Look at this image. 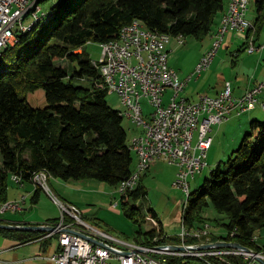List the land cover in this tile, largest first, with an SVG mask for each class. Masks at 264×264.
I'll return each mask as SVG.
<instances>
[{"label":"trees","instance_id":"trees-1","mask_svg":"<svg viewBox=\"0 0 264 264\" xmlns=\"http://www.w3.org/2000/svg\"><path fill=\"white\" fill-rule=\"evenodd\" d=\"M46 3L50 4L44 11ZM37 8L42 9L38 18L32 19L29 29L16 32V43L0 56V206L9 200L12 176L27 185L39 171L63 182L96 180L116 187L124 181L126 185L136 161L127 147L123 116L109 105L100 71L85 47L116 40L119 31L133 21L172 39L204 41L224 11L225 0H38ZM254 11L257 35L264 25V0H255ZM62 60L68 67L57 66ZM85 80L87 86L75 84ZM38 90L44 92V108L28 103L27 96ZM142 179L120 198L123 214L137 224L141 214L136 203L147 194ZM190 195L181 215L186 229L205 224L208 218L203 212L212 208L227 221L216 220L226 235L212 234L210 242H238L264 253L254 240L256 231L264 228V121H252L238 148ZM39 197L37 190L30 203L37 204ZM138 226L135 241L140 245L180 243L177 235L160 239L162 227L159 240L153 242L155 234ZM44 235L0 230L2 238L16 242L13 247L38 243L43 255L51 247V253L56 252V237L41 239ZM185 242L199 241L189 237ZM168 260L169 264H188L193 259ZM209 260L213 264L249 262L241 255Z\"/></svg>","mask_w":264,"mask_h":264},{"label":"built area","instance_id":"built-area-1","mask_svg":"<svg viewBox=\"0 0 264 264\" xmlns=\"http://www.w3.org/2000/svg\"><path fill=\"white\" fill-rule=\"evenodd\" d=\"M30 1L0 0V54L7 46H13L15 32L25 25L27 18H22V11ZM250 2L251 0H233L229 16L222 22L219 32L212 37L210 48L199 59L194 73L184 80L179 79L178 74L171 68H163V61H168L169 43L166 35L156 31L146 33L140 22L138 30L119 31L118 37L123 38V46H110L109 42L100 44L101 56L96 66L102 76L103 85L109 94L118 96L123 109L120 114H126L132 125L141 130L128 142V149H134L137 158V174L132 185H124V181L118 185L120 194L125 195L136 189L135 179H139L142 170L149 169L151 161H163L175 166L177 171L173 187L184 192L187 182L202 171L203 165H207L205 158L211 147L209 135L213 126L229 121L232 114L240 116L257 104L264 109V103H259V97L264 91V81L249 90L255 91V99H248V91L235 97L230 83H226L218 95H202L196 102L183 96L188 82L209 69L228 33L234 32L236 36L245 39L249 54L264 52V41L256 46L252 43V36L249 37L255 29L253 21L246 19ZM41 10L30 19L35 18ZM181 43L184 41L181 40ZM167 94L169 96L165 102ZM143 99L150 104V112L144 110ZM41 173L47 172L35 173L33 178H38V185L32 187L49 193L48 187L41 182ZM10 179L24 189L25 185L19 177L12 176ZM26 197V194L20 195L13 201L3 203L0 206V215L8 211L23 210ZM53 202L60 211H65L72 218L70 222L63 224L62 217L55 226V231L45 233L43 237L46 239L56 236L58 250L48 257L54 264H169L168 259L175 257L193 259L188 264H213L209 258L218 257L223 260L227 255H241L249 260L248 264H259L251 256L242 255L235 250L163 252L144 246L128 249L123 245L112 244V237H101L97 227L83 221L75 206L63 204L56 199ZM75 231L108 247L94 245L78 236ZM178 237L180 243L167 244L188 245L185 242L190 237L188 234L181 231ZM207 237L209 235L204 232L194 239ZM182 264L187 263L183 261Z\"/></svg>","mask_w":264,"mask_h":264},{"label":"rangeland","instance_id":"rangeland-1","mask_svg":"<svg viewBox=\"0 0 264 264\" xmlns=\"http://www.w3.org/2000/svg\"><path fill=\"white\" fill-rule=\"evenodd\" d=\"M254 2L255 0H251V2L249 3L246 14L248 16H246V18L252 19V15L254 11ZM49 4L50 3H46L45 5H43L44 11L48 10ZM25 18H27L24 22L25 25L22 26L24 29H27L32 23V20L30 19L32 17L28 15ZM209 36L204 41H196L193 38H187V39L181 38L180 40L184 41V43L181 44L178 43L179 41L176 38L175 39L171 38L168 46L170 45L173 50L169 53L167 46L168 61H169L168 64L169 67L178 74L180 79L182 80L187 79L189 76H191L194 73L196 63L202 56L203 52L205 51V48L208 47ZM16 41L17 40H15L14 44L16 43ZM241 45L242 42L237 41L236 45H234L230 49V51H228V53L223 52L224 49L220 50V53L216 57L212 70H214V67H217L219 60H226L227 62L229 61V64L231 62H234V59L236 57L234 55H236L237 54L236 52L240 50ZM6 48L2 50V53ZM85 52L90 57L93 65L97 67L96 63L98 62L101 56L100 45L94 43L89 44L85 47ZM78 53L81 52L78 51ZM242 57L243 58L246 57V54L243 55ZM241 61L242 60H240L239 65L233 69L231 68V66H228L229 68H225L224 67L225 65H222L221 71L224 72L227 78L230 77L231 74L232 76H234L237 73H240L239 72L240 66L242 67ZM57 66L68 67V62L66 60L58 61ZM207 71H209V69ZM206 72H203L198 78L194 76L192 80L188 82L185 90L183 91V94L185 95L187 94L192 100V102H196L199 99V97L202 95L210 94L212 90L210 88L215 86L216 84L215 76L217 74L212 75V77L209 78L208 81H206L205 79L207 75ZM75 84L80 86H87L88 81L85 80V81L75 82ZM261 96L259 97L260 100L259 103H264L263 101L264 92L262 93ZM27 100L28 103L34 108L46 107V101L44 98L43 90H38L35 93L28 95ZM107 101L112 108L120 111V113L122 112L123 109L120 105L117 95L108 93ZM142 106L146 112L151 111V106L146 99L142 100ZM242 115L236 116L239 118H233L235 115L232 114L231 116H229V120H231L229 124H227L228 122L227 121L225 122L226 124L222 123L213 126L212 130L214 132H212L211 136L213 134H215L216 136L218 134V136L216 138L214 135L212 136V138L214 139L211 144L212 147L207 153V156L205 158L207 164L206 168L203 169L204 171H201L199 172V174H196V176L193 179L188 181L189 188L187 193L181 192L180 190L173 187V180L175 179V178L173 179V176L176 175L175 173L177 171V168L163 161L162 163L161 161H158L160 162V164H158L156 167L150 170L147 169L140 175V178L143 177L142 182L143 185L146 187L147 194L144 197H141L140 200L136 203L140 207V214H141L140 220H138L139 222L138 224L132 219H128L123 214L120 206V198L122 194L118 192L119 186L111 187L106 183L99 182L96 180H80V181L72 180L69 182H63L61 180H58L60 181L61 185L56 187L55 186L56 182L54 181L53 178L50 177L47 180L49 193H47L43 189H34L32 187V189H34V192L37 190L40 191V199L37 204L33 205L30 203V197L34 194L32 190L31 195L26 197V203L25 205L23 204L22 206L23 210L17 212L8 211L4 214H1L0 220L8 221V222H18V221L34 222V223H43L39 225L56 226L57 224L60 223L59 221L63 217V221H62L63 224L64 222H70L72 219L70 215L67 214L65 211L64 212L60 211L58 206L53 202V200L56 199L62 202L63 204L73 206L71 204L62 201L60 197L63 195V197L66 198L68 202H72L77 206L76 208L80 211L81 217L85 223L97 227L98 229L116 237L117 239H120L122 241H127L130 242L131 244H136L141 247L144 246V247L157 248L156 246L163 247L174 244L162 243L160 245L152 244L150 246L138 244L135 241L136 239L135 237H137L136 234L139 231L138 225H141L142 231L152 232L153 234H155L153 238V242H157L159 240L160 232L162 233L161 227L164 228V230L166 231L167 234H169V236H173V235L178 236V234L181 231H184V233L188 234V236H190L191 238L199 237L194 234L196 232H198V235L204 232L209 236H212V234L215 236H219L220 234L226 235V231L220 227H217L215 224L216 220H219L221 222H226L227 220L225 216L218 214L212 208H208L203 212V217L208 218L205 224L203 225L200 224L199 225L200 227H196L192 229H186L184 227V225L181 223V217H182L181 215L184 214L188 206L189 199L191 196L190 194L197 191V189L202 185L204 180L209 177L210 172L214 170L215 167L220 162L226 161L228 159V157L231 154V151H229V149L227 148L234 147V149L231 150H235L236 148H238L243 136L246 133H248L249 125L252 121L254 120L261 122L264 121V109H262L260 104L255 105L250 111L245 112ZM122 118H123V126L127 132L128 142H129V140L132 137L136 136V134L140 133L141 130L138 129V127L136 128L134 125H132V123L128 120V118L126 117H122ZM227 125H229L228 127L229 130L221 132L222 129ZM230 125L234 127L230 128ZM222 137H223L222 139L223 142H221ZM227 143L228 145L225 146V144ZM127 147H128V143H127ZM224 147L225 150H227L226 151L227 153L223 155L222 148L224 149ZM132 154L135 157V161H136L135 169H136L137 159L135 154L134 153ZM215 158H219L220 162L215 163L213 165L212 162ZM144 174L145 176H143ZM30 185L32 186L33 184ZM22 191H23L22 188H19L14 182H12L11 179H9L10 198H14V194L16 193H18L16 196L20 197ZM56 191L58 192L59 196L57 195ZM22 195L25 194L22 193ZM13 200L14 199L8 201H13ZM185 202H187L186 207L184 206ZM149 209L154 210L155 215H153L151 211L149 212ZM148 216H151V218L154 220L155 223L152 222V219L150 218L148 219L147 218ZM54 219H58V221H53ZM24 225H32V224L24 223ZM75 232H79V231H75ZM164 233L161 238H165V235H167L166 233L164 235ZM255 236L258 240V244L264 247V228L257 230ZM43 237L41 239H43ZM55 237L56 236L53 235L50 238H55ZM198 241L199 242H197L194 245L214 243V242H210L208 237L207 239L203 238ZM219 241H224V240H219ZM226 242H230V241H226ZM12 244L15 245L16 242L3 239L0 236V252L7 250L6 248H8V246H11ZM52 246L54 247V245ZM185 246H192V245H185ZM39 247L40 245L38 243L28 244V245L20 246L15 250L6 251V253L9 256L12 254V257L19 258L21 260H26V261H22L21 264H49L45 261L51 262L48 260V257L51 254H53L51 253L52 247L46 253H44L45 255H43L40 252ZM230 250L233 249L222 248V249L194 251V252H209V251L226 252ZM260 254L262 256L264 255V253H260ZM34 259H39L44 261H38ZM51 264L54 263L51 262Z\"/></svg>","mask_w":264,"mask_h":264},{"label":"crops","instance_id":"crops-1","mask_svg":"<svg viewBox=\"0 0 264 264\" xmlns=\"http://www.w3.org/2000/svg\"><path fill=\"white\" fill-rule=\"evenodd\" d=\"M229 2H230V0H225V8H224V11L221 12V13L217 16V18H216V20H215V26L213 27V31H212V33H214V32L217 30V28L219 27V25H220V23H221V20H222V17H223V15L225 14V12H226V10H227V7H228ZM246 16H248V15H246ZM246 19L251 20V21L254 22V20H255V11H253L252 19H250V18H246ZM254 32H255V31H253V34L249 35V37L252 36V42H253L256 46H258V45H260V44L264 41V25H263V28H262V30H261V32H260L259 34L256 35V32H255V33H254ZM212 33H211V35H212ZM210 37H211V36H209V38H208V41H209V43H208V47L205 48V51L203 52L202 55H204L205 52L210 48V45H211V38H210ZM237 41L242 42V45H241V47H240V50H239L238 52H236V53H237L236 55H239L238 59L236 60V63L233 64V62H231V63L229 64V61L227 62L226 60H219V61H218V65H217V67H214V70H212L213 65H214V62H215V60H216V57H217L218 54L220 53V50L224 49L223 52L228 53V51H230V49H231L234 45H236ZM246 42H247V41H245V39H242V38L236 36V34H235L234 32H230V33H228V34L225 36L224 41H223V43H222V46H221L220 50L218 51L216 57L214 58L212 64H211L210 67H209V71L206 72V73H207L206 78H205L206 81H208L209 78L212 77V75L217 74V75L215 76L216 84H215V86H213V87L210 88V89H212V90H211L210 94H207V95L212 96V97L218 95V94L222 91L224 85H225L226 83H230V86H231V89H232L233 95H234L235 97H238V96H241V95H242L243 93H245L246 91H249V90H251L252 88H254L255 86H257L260 82L264 81V52H263V51H259V52H255V53H253V54H249V53L246 51V47H247V43H246ZM172 50H173L172 47L169 45V46H168V52L170 53ZM243 53H244V54H243ZM245 54H246V57L243 58L242 56L245 55ZM236 55H234V56H236ZM200 58H201V57H200ZM243 59H244V61H243ZM240 60H242V61H241V62H242V67L240 66V70H239L240 73H237V74L234 75V76H232V74H231L230 77L227 78V77L225 76L224 72L221 71V67H222V65H225V66H224L225 68H229L228 66H231V68L233 69V68H236V67L239 65ZM198 61H199V60H198ZM245 61H246V62H245ZM168 63H169V61H168ZM197 63H198V62H197ZM197 63H196V64H197ZM171 67H172V66H171ZM241 68H242V70H241ZM232 69H231V70H232ZM246 71H247V72H246ZM178 77H179V76H178ZM179 79H180V78H179ZM181 80H182V79H181ZM198 80H199V79H198ZM263 92H264V91H263ZM263 92H262V93H263ZM167 93H169V92H167ZM261 95H262V94H261ZM261 95H260V96H261ZM168 96H169V95L167 94L166 97H165V102L167 101ZM183 96H184L187 100L192 101V100L190 99V97H189L187 94H186V95L183 94ZM261 98H262V96H261ZM263 101H264V100H263ZM263 101H262V102H263ZM242 116H243V115H242ZM242 116H241V117H242ZM233 118H239V117L234 116ZM230 122H231V120H229V121L227 122V124H229ZM223 124H226V123H223ZM228 127H229V125H227L226 127H224V128L222 129L221 132L226 131V130H229ZM231 127H234V126L230 125V128H231ZM212 132H214V131L212 130L211 133H210V135H209V137L211 138V144H212V141L214 140V139L212 138V136L214 135L215 138L218 136V134H217V136H216L215 134H213V135L211 136ZM221 132H220V133H221ZM222 139H223V137L221 138V142H223ZM226 145H228V143L225 144V146H226ZM211 147H212V145H211ZM211 147H210V149H211ZM226 148H227V147H226ZM210 149H209V150H210ZM227 149H229V151H231V153H232V151H234V150H231V149H234V147H233V148H232V147H229V148H227ZM226 151H227V150H225V147H224V149L222 148V153H223V155L227 153ZM208 152H209V151H208ZM219 162H220L219 158H215V159L213 160L212 164L214 165L215 163H219ZM161 163H162V162H161ZM158 164H160V162H156V163L152 164V165L150 166L149 170L152 169V168H154V167H156ZM175 174H176V173H175ZM174 178H175V175L173 176V179H174ZM54 181L56 182V184H55L56 187H58L59 185H61V184H60V181H58V179H54ZM173 181H174V180H173ZM68 182H69V181H68ZM22 190H23V191L21 192L20 195H22V193H24V194H26L27 196H29V195H31V191H32V190H33V192H34V189H32V186H31L30 184L25 185V186H24V189H22ZM56 193H57V195L59 196V194H58L57 191H56ZM17 194H18V193L14 194V198H10V196H9V200H11V199H14V200L17 199V198L19 197V196H18V197L16 196ZM32 194H33V193H32ZM60 195H61V194H60ZM60 198L62 199V201L66 202V203H68V204H71V205H73V206H75V207H77L74 203H72V202H68V201L66 200V198L63 197V195H62ZM27 199H28V198H27ZM39 199H40V197H39ZM4 222H6V223H8V224H24V223H26V224H32V225L43 224V223L24 222V221H18V222H16V223L8 222V221H4ZM44 223H45V222H44ZM162 228H163V227H162ZM163 230H164V228H163ZM164 232L166 233L165 230H164ZM166 234H167V233H166ZM167 235L169 236V234H167ZM254 238H255L254 240H255L256 245L264 249L263 246H260V245L258 244V240H257L256 236H255ZM3 239H4V238H3ZM17 248H19V247H17V246L13 247V245H11V246H8V248H6L7 250H5V251H1V252H0V264H21L22 261H26V260H21V259H19V258L12 257V254H11L10 256L7 255L6 251L15 250V249H17ZM10 253H11V252H10ZM34 260L44 261V260H39V259H34ZM45 262L51 264V262H48V261H45Z\"/></svg>","mask_w":264,"mask_h":264},{"label":"bare ground","instance_id":"bare-ground-1","mask_svg":"<svg viewBox=\"0 0 264 264\" xmlns=\"http://www.w3.org/2000/svg\"><path fill=\"white\" fill-rule=\"evenodd\" d=\"M37 2L38 0H31L29 3H28V6L24 8V10L22 11V18H25L26 16L30 15L31 17H33V14L35 13H38L39 10L37 8ZM233 3V0H230L229 2V5H228V8H227V11L226 13L224 14L222 20H221V23L219 25V27H221V24L222 22L225 20V18H227L229 16V12H230V7H231V4ZM38 18V14H36V17L33 18V19H37ZM219 27L217 28V30L211 35V39L214 35H216L218 32H219ZM30 27H28L27 29H29ZM139 28V22L138 21H133L130 25H127L125 27L122 28V32H131L132 30H138ZM27 29H24L23 26H21L20 28V31L24 32L25 30ZM145 32L146 33H154V31L152 30H149V29H146L145 28ZM156 33H160V32H157ZM162 35H166V34H163V33H160ZM16 35H15V40H16ZM166 38L168 40V43L170 42L171 38L166 35ZM181 38H178L177 40L179 41L178 43L181 44ZM253 43V42H252ZM106 44V43H105ZM110 46H123V38H117L116 40H113V41H110L109 42ZM248 52V50H247ZM1 56V54H0ZM163 68H170L169 67V64H168V61H163ZM248 99H255V91H248ZM123 117H126V114H122ZM129 120V119H128ZM132 153H134V149H129ZM137 159V158H136ZM155 162H158V161H151V165ZM206 168V165H203L202 166V171H204L203 169ZM147 169H144L141 171V173H139V179H140V175L146 171ZM137 174V166H136V169H135V172L133 173V175L131 176L130 180L128 182H126V185H132L133 182H134V178ZM49 179L48 175L46 173H41V182L43 185H46L47 186V180ZM139 179H135V183L139 180ZM32 184L33 185H38V178H32ZM48 187V186H47ZM188 188H189V185H188V182L186 184V190L184 192H188ZM186 204L187 202L184 203V206L186 207ZM152 219L151 217H148V219ZM152 222H154V220L152 219ZM157 226V225H156ZM208 227V226H207ZM154 228V227H153ZM98 234L101 235V237H112V244H117V245H123V246H126L128 247V249H138L140 248L139 245H136V244H131L130 242H127V241H122L120 239H117L116 237L98 229ZM203 231V230H202ZM196 236H199L198 235V232L194 233ZM162 239V238H160Z\"/></svg>","mask_w":264,"mask_h":264},{"label":"water","instance_id":"water-1","mask_svg":"<svg viewBox=\"0 0 264 264\" xmlns=\"http://www.w3.org/2000/svg\"><path fill=\"white\" fill-rule=\"evenodd\" d=\"M55 229L56 227L51 225H24V224L0 223V230H6V231L50 233V232H54ZM76 234L94 245H98L104 248L108 247L104 243L99 242L88 235H85L80 232H76ZM222 248L236 250L240 252L242 255L251 256L257 263L264 264V257L260 253H256L252 249L245 247L238 242L217 241L214 243L197 244L192 246L168 245L163 247H157V250L163 252H180L185 249L191 251H204V250H214V249H222Z\"/></svg>","mask_w":264,"mask_h":264}]
</instances>
